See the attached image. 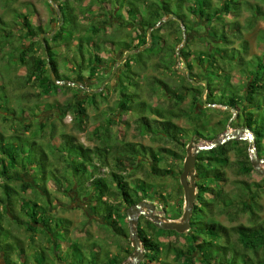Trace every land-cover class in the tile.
<instances>
[{"label": "trees", "instance_id": "16d2710c", "mask_svg": "<svg viewBox=\"0 0 264 264\" xmlns=\"http://www.w3.org/2000/svg\"><path fill=\"white\" fill-rule=\"evenodd\" d=\"M52 1L56 4L53 13L57 15V28L54 30H45L39 24L34 26L26 13H17L15 16L17 30H24L19 37L27 41L24 46L15 48L14 58L25 70L19 87L30 85L38 91L13 96L10 91L12 84L8 81L1 83L0 107L4 111L1 118L11 125L16 119L17 110L11 104V97L19 107L31 97L39 99L51 89L64 86L73 93L71 99L61 105L62 115L71 112L77 119V129L83 131L86 106L97 107L99 100L106 99L107 85L97 90L99 86L95 89L85 87L83 80L78 86L56 84L51 79L50 71L57 81L76 83L71 75L95 80L109 65L100 53H108L111 61L116 62L118 59L112 58V53L123 50L120 57H124L121 62L123 68L115 72V90L119 93L117 108L122 113L132 112L135 115V127L140 134L145 133L164 145L152 148L119 139L111 130L116 123L113 118H107V124L94 128L92 134L96 137V144L93 146L85 145L76 136L66 132H58V143L54 144L52 139L56 134L52 124L48 128L49 139L46 143L40 142L33 134L26 135L27 131H34L30 123L22 135L21 130L25 129L20 123H15L16 127L12 128L8 136L0 130V233L10 231L11 235L15 234L12 242L3 245L6 247L0 246V252L6 264H53L51 260L63 264H121L131 253L124 256L106 251L104 258H101V248L96 243L82 246L79 242L69 240L71 222L52 213L54 205L49 183L59 193L73 190L78 198L79 195L82 198L89 195L96 214L101 216L112 236L119 237L115 243L121 245L122 238L127 237L128 225L124 228L119 220L126 218L127 207L138 201L152 200V194L156 193L163 199L160 202L161 209L166 210V197L153 191L154 179L175 177L173 161H183L185 155L181 152L189 142H198L201 131L205 130V103L224 107L218 110L226 113L219 124L224 128L227 124L247 128L254 137L256 155L264 159V134L258 121L260 105L264 104V64L255 74L245 70L247 82L242 92L238 85L231 82V71L235 67L239 71L240 66L245 64L243 57L249 54V42L244 37L245 26L238 20L242 8L250 9V18L253 19L264 12L259 5L247 0H218L214 5L213 0H93L92 3L103 11L102 17L81 26L78 13H88L93 6L91 3L78 8V12L72 4L78 3L79 7L81 0ZM123 9L126 15L122 13ZM225 16H231L233 20L224 22ZM20 17L22 19L19 21ZM192 18L196 19L195 22H192ZM66 22L73 25L71 30L66 28ZM129 24L134 29V35ZM10 27L0 15V59L6 61H10V58L12 61L13 57L5 50L14 37ZM106 27L110 28L109 32H106ZM81 29L82 35L79 33ZM65 30L70 33L67 43V40L62 42L61 32ZM164 33L171 36L172 41L169 42ZM76 34L79 40H75ZM183 34L185 42L177 48L182 43ZM191 40L203 41L204 49L191 50ZM55 47L74 50L71 56L74 63L68 59L66 63H71V66L64 65L66 71L60 70L63 66L59 64ZM140 47L143 49L139 50ZM153 56L156 61L151 65L155 70L162 71L168 78L173 74L182 79V83L170 85L166 80L149 76L147 83L151 95L159 87L168 94H165L164 102L150 107L139 94L136 77L146 69ZM181 62L185 65L182 73L177 69ZM122 79L129 82L124 85ZM191 80L197 81V84H192ZM201 80L206 81V90H203ZM188 96L192 102L184 108L182 104ZM197 104L201 109H196ZM48 107L54 108V105ZM146 111L150 115H146ZM31 117V123L34 122L41 129L46 128L44 123H38L35 115ZM180 117L190 122L191 133L173 122V119ZM261 125L264 126V119ZM211 132L209 142L218 138L216 129L212 128ZM167 144L173 147H167ZM231 151L235 155L233 160L229 154ZM102 169H107V172L101 173ZM227 169L235 176L234 180L228 179ZM181 171L180 167L179 175ZM137 172L142 173L143 177L132 180ZM252 174L262 175L251 165L248 142L245 140H228L217 147L200 151L195 161L196 198L189 229L184 233L160 229L140 215L136 233L144 250V258L138 264L158 261L162 250L165 256L172 253L178 264H236V257L242 256L244 264H253L250 256H258L257 261L263 260L264 218L260 216L263 206L259 198L264 192V175L260 182L248 181ZM228 183L232 187L227 190L225 186ZM85 199L88 200L87 197ZM165 214L168 216L164 218L168 220L181 217L179 212L175 215ZM240 215H247L246 222L233 226H226L216 218L226 216L233 221ZM13 227L22 231L21 237H16ZM163 231L168 232L166 236L186 235L184 246L189 242L188 246L178 247L171 241H165L169 244L165 251L160 244L163 241L159 239L164 235ZM61 241L67 243V251L56 255ZM46 243L51 246L46 247ZM27 250L32 252L27 253ZM83 250L88 252L86 257ZM65 255L71 260L67 261ZM159 264L171 263L163 261Z\"/></svg>", "mask_w": 264, "mask_h": 264}, {"label": "rangeland", "instance_id": "374dc122", "mask_svg": "<svg viewBox=\"0 0 264 264\" xmlns=\"http://www.w3.org/2000/svg\"><path fill=\"white\" fill-rule=\"evenodd\" d=\"M93 0H81L80 6L78 7V3H73L72 5L74 8H83L87 4L91 3L93 6L91 7V10L88 13L82 14L78 13L79 15V21L81 26H84L87 24V22L91 20H96L101 16L102 10L98 9V5H94L92 3ZM115 1V0H113ZM251 4H256L259 5L261 10L264 12V2H261V0H247ZM128 2V1H127ZM125 1V3H127ZM218 0H213V5L216 4ZM56 6V4H55ZM55 6H52L48 0H0V15L3 17V19L8 23L10 28L13 29V34L14 37L11 40V44H8L6 46V51L10 52L9 54L12 55V61L10 58V61H6V59L2 60L0 59V84L9 82L11 84V95L19 96L25 94V92H30V93H37L38 89L35 87H32L30 85H25V87H19L21 82L23 80L21 79L25 73V70L23 67H21L18 62L16 61L15 57V48H20L21 46H24L27 41L20 39L19 35L21 36L24 32V30L21 29V31H18L19 29L17 28V25H15V16L18 13H26L28 15L29 21L35 26L37 24L41 25L43 29H49V30H54L57 28V18L54 13L53 9H55ZM255 9V8H254ZM251 10L248 8H242V13L240 17L238 18L239 22L245 26L244 29V37L245 39L249 42V54L244 58L245 64L241 65L238 71V68H234L231 71V82L234 85H238L240 88L241 92L244 90V85L247 82L244 74H247L245 70H250L253 71L252 74H255L258 72V69L260 68L261 64H264V13L257 15L255 19L250 18L251 15ZM122 13H124V9L122 10ZM22 18L20 17L18 20L20 21ZM249 19V21H247ZM192 22H195L194 18H192ZM233 20L231 16H225L223 17V21L227 22ZM66 28L69 30L72 29L73 25L70 24V22H66ZM130 28V31L134 35V29L132 25H128ZM18 29V30H17ZM67 29V30H68ZM62 31V38H63V43H67L69 40L68 38L70 37L69 31ZM106 32L110 31L109 27L105 28ZM80 35H82V29L81 32H79ZM78 33V34H79ZM78 34L75 36V40L78 39ZM165 37L167 40L172 41V37L168 36L166 33ZM192 34V33H191ZM201 34V32L199 33ZM41 34H39L40 36ZM42 36V35H41ZM126 40H128V37H126ZM149 41V38L147 39ZM76 42V41H75ZM75 42H72L74 45ZM181 46V43L177 46L179 48ZM205 46V43L203 41H198V40H191L189 47L193 51H198V50H203ZM11 47V48H10ZM143 47H140L139 50H142ZM134 49H132L133 51ZM5 51V52H6ZM54 52L58 54V61L59 64L62 65L63 67H60L61 71H66V66H71V63H74V60L71 59V56L74 53L72 51L65 50L64 48H54ZM112 58L118 59V61L114 62L111 61L110 55L108 53L101 52L100 56H103L107 59L108 66L106 67L107 69L105 71H102L103 74H98V76L95 78V80H88V79H82L78 77H74L75 75H71L73 77V80H75L76 83L84 81V86L85 87H92L93 89L97 88V90H101L103 86L106 84V89H105V94H106V99H101L98 101L97 107L96 106H86V115L83 118V125H84V130L80 131L77 129V126L75 124L76 120L71 112L65 113L62 115L63 112V105L67 99H71L72 90H67L63 87H59L58 89H51V91L44 95L41 96L39 99H36L35 97H31L28 102L24 101L22 106H17L16 100L13 99L12 97L10 98L12 106H16V119L12 125L10 124L9 121L4 120L0 116V130H2L4 135H9L12 133V128L16 127L15 123H20L22 125L21 130V135L26 132L27 126L30 123L31 124V130H34L33 133H29L28 131L26 132L27 136H30V134H33L36 136V138L42 142L46 143L47 140L49 139V133H48V128L50 125H54L55 127V138L52 139V142L54 144L58 143L57 140V134L58 132H66L69 134H72L78 138L79 141L84 143L87 146H93L96 144V137L92 134L93 130L95 127L98 125L102 124L105 125L107 124V118H113L116 120V123L112 125L111 130L115 132V134L118 136L120 139H124L125 141H130V142H137L140 144H144L146 146H151L152 148H158L164 145L163 143L152 139L145 133L140 134L138 129L135 127V122L134 118L135 115L132 112L128 113H122L119 108H117L116 102L119 98V93L117 90H115L116 86V74L115 72H120L122 70V65L121 62L123 61L124 57L120 58L123 55V50L119 51L117 53H112ZM256 55L252 60L250 59L251 56ZM135 56V55H134ZM70 60L71 63H66L67 60ZM115 60V59H114ZM156 61V57H152L146 66V69L144 71H141L139 75L136 77V82L138 83V88H139V94L142 99L147 101L148 105L150 107L159 104L160 102H164L166 100L165 94L166 91L164 92L160 87L158 91H156L155 94H150V89L147 83L148 77L153 75L156 76L160 79L166 80L170 85L173 84H179L182 83V79L177 78L175 75H169L170 78L166 77L165 74L162 71L155 70L153 66L151 65L153 62ZM133 62V61H132ZM120 64V65H119ZM180 67L183 68V70L178 71L180 73L185 71V65L181 62L179 64ZM116 68V69H115ZM136 69L135 67H133ZM195 70L199 71L197 68H194ZM106 75H108L107 78L102 80ZM259 75H261L259 73ZM122 76V73L120 74V77ZM127 81L129 80H124L122 79V82L124 85H126ZM135 81V80H134ZM56 84H64V83H56ZM80 85V84H79ZM117 88L120 90V87L117 86ZM78 89V88H76ZM133 88H129V90H132ZM87 90H92L87 88ZM95 91V90H94ZM240 92V91H239ZM104 94V95H105ZM168 95V94H167ZM258 99V98H257ZM192 102V98L188 96L182 106L184 108H187ZM48 105H54V108H49ZM261 108L258 111V121L260 124V128L262 130V133L264 134V126L261 125L263 119H264V104L261 103ZM204 109V114L203 115V122L205 125V130L201 131L202 136L199 138V141H193L189 142L192 144L193 148L198 146V145H204L209 142V136L212 133L211 129L214 128L217 131L218 138L221 137L225 132L227 131H232L234 129H237L236 126L234 125H226L225 128L220 124V120H222L225 116V112H219V109H224L221 105H210L206 104ZM22 108L24 110L22 111ZM196 109H201V106L197 104ZM4 112L1 107H0V115L1 113ZM227 112V111H226ZM146 115H150L149 111L145 112ZM35 115L36 119H38V123H44L46 128L39 127L37 126L33 120V116ZM32 118V119H31ZM231 119V118H230ZM229 119V120H230ZM228 120V122H229ZM173 122H175L177 125L184 127L187 129L188 133L192 132V125L190 122L184 118L180 117L177 119H173ZM227 122V123H228ZM26 124V126H25ZM36 125V126H35ZM196 137V136H194ZM187 142V141H186ZM167 147H173L170 144L166 145ZM187 147V146H186ZM181 154L186 155V149L181 152ZM230 158L233 160L235 158L234 152H230ZM174 162V170H175V177H164L160 179H154V185H153V191L160 192L164 197H166V205L165 208L166 210L161 209V204L160 202L163 201L161 197H158L156 193L152 194V200H147V202L154 203L155 209L154 213L157 215H160L162 217L168 216L165 213H169L172 215H175L177 212L182 214L183 212V207H184V200H183V189L181 186H179V168H182L183 161L177 160L173 161ZM262 167H264V162L261 163ZM57 167L60 168V166L56 165ZM109 169V168H108ZM101 173H106L107 169H102ZM227 176L230 181L235 179V176H232L231 172L227 169ZM264 175L263 173H260ZM262 175L259 174H252L250 178H248V181H254V182H260L261 178L263 177ZM142 176V173H135L134 177L132 180L140 178ZM143 177V176H142ZM178 177V179H177ZM242 178V177H239ZM196 180V178H195ZM129 182L131 181V178L128 180ZM51 183V182H50ZM49 183V190L51 191V196H52V204L54 205L52 209V213L63 217L67 218L71 222L70 226V232H69V240L71 241H76L82 244V246H85L87 243L94 242L97 245L100 246L101 248V258H104L105 252L108 251L109 254L114 255L115 253H119L121 255H128L129 253H133V248L131 249V238L129 236V232L127 231V237H123L120 244L118 245L115 243L116 240H118L119 237H114L109 231V227L104 224V221L101 219V216H98L96 214V211L93 209L94 203L92 199H90L88 196L85 195V197L82 198V195H79V198L77 197L78 195L75 193V191L71 190L69 193H59L58 191H54V186ZM232 187V184L228 183L225 186V189H230ZM88 190V189H86ZM26 196V194H24ZM88 198L85 199V198ZM78 198V199H77ZM260 203L263 206V211L260 213V216L264 218V192L261 193ZM78 200V201H77ZM122 212L124 210L120 208ZM5 217V216H4ZM220 222H222L226 226H233L237 223H245L247 219V215H240L236 220H229L226 216H217L216 217ZM180 218L176 219L179 220ZM119 223L126 228L127 227V219H121L119 220ZM13 231L17 234V236H22V231H19V228H14ZM8 232V234H7ZM6 234H1L0 233V246L3 248L6 246H3L6 244V242H12L14 240L15 234L11 235L10 231H7ZM155 234V233H154ZM163 234L159 237L162 244L164 246L165 251L168 249V245L165 241H171L173 242L176 246H180L183 248H186L188 246V243L185 245V238L186 235L182 236H175V235H169L168 232L163 231ZM153 237L156 238L154 235ZM37 239V238H36ZM116 239V240H115ZM192 239V238H191ZM39 240V239H37ZM113 241V242H112ZM157 241V239H156ZM16 242V240H15ZM14 242V243H15ZM59 248L56 252V255H62V253L66 250L67 243L65 241H61L59 244ZM51 244L46 243V247H50ZM88 251V250H87ZM163 251V250H162ZM161 251V254L159 255L158 261H153L151 264H159V262H169L171 264H178L176 263V260L172 257V253L168 254L165 256L164 252ZM32 251L27 250V253H30ZM84 252V250L82 251ZM264 254V253H262ZM85 257L88 255V252H84ZM66 256V255H65ZM15 257V256H14ZM253 259V264H264V259L257 261L256 259H259L258 256H250ZM67 261L71 260V257L68 255L65 257ZM264 258V257H262ZM238 263L236 264H244V258L242 257H236ZM128 260V258L126 259ZM53 264H63L59 261L51 260ZM0 264H6V261H4L3 256L1 255L0 252Z\"/></svg>", "mask_w": 264, "mask_h": 264}, {"label": "water", "instance_id": "95a60500", "mask_svg": "<svg viewBox=\"0 0 264 264\" xmlns=\"http://www.w3.org/2000/svg\"><path fill=\"white\" fill-rule=\"evenodd\" d=\"M48 2L55 6V3L52 0H48ZM56 7V6H55ZM57 9V8H56ZM182 30L184 28L182 27ZM42 35V34H41ZM40 35V36H41ZM51 36V34H48ZM184 34L181 46L184 44ZM131 53V52H130ZM179 60V57H177ZM178 71L183 70L182 67L178 66ZM186 74L188 75V70H186ZM51 79L54 83H64V84H72L73 86H78V83H71L67 81H57L50 71ZM192 84H197V81L191 80ZM206 90V81H200ZM207 103H205L206 105ZM245 140L248 142V153L251 161L252 167L259 173L264 172V167H262L261 163L264 162V159L258 158L256 155L255 145H254V137L250 133V131L245 128H237L232 131L225 132L221 137L216 138L207 144L198 145L193 148L192 144L189 143L186 147V155L182 164V171L179 175V183L183 189V212L179 220H168L164 217L157 215L154 213L155 205L151 202L138 201L137 203L129 206L125 210L128 232L131 238V246L133 248V253H131L128 257V260L121 264H138L144 258V250L142 248L141 242L139 240L138 234L136 233V225L138 222V218L140 215L149 219L154 223L157 228L164 230H174L177 233H184L189 229V220L192 212V206L194 204L196 198V185H195V161L196 155L202 150H209L213 147H217L219 145L224 144L228 140Z\"/></svg>", "mask_w": 264, "mask_h": 264}, {"label": "flooded vegetation", "instance_id": "af4514ba", "mask_svg": "<svg viewBox=\"0 0 264 264\" xmlns=\"http://www.w3.org/2000/svg\"><path fill=\"white\" fill-rule=\"evenodd\" d=\"M78 199V198H77ZM78 201V200H77Z\"/></svg>", "mask_w": 264, "mask_h": 264}]
</instances>
